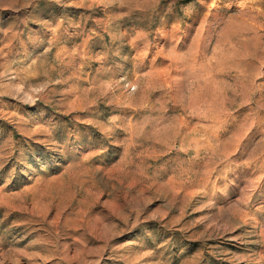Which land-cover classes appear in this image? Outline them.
<instances>
[{
  "label": "rangeland",
  "instance_id": "1",
  "mask_svg": "<svg viewBox=\"0 0 264 264\" xmlns=\"http://www.w3.org/2000/svg\"><path fill=\"white\" fill-rule=\"evenodd\" d=\"M0 264H264V0H0Z\"/></svg>",
  "mask_w": 264,
  "mask_h": 264
}]
</instances>
